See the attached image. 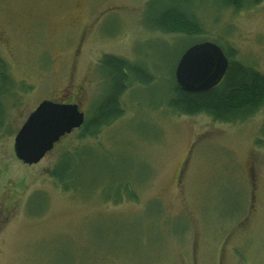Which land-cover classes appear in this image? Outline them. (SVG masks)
<instances>
[{
    "label": "rangeland",
    "instance_id": "rangeland-1",
    "mask_svg": "<svg viewBox=\"0 0 264 264\" xmlns=\"http://www.w3.org/2000/svg\"><path fill=\"white\" fill-rule=\"evenodd\" d=\"M147 1L0 0V55L15 84L0 126V264H264V106L235 122L166 107L187 47L144 25ZM217 4L194 0L204 31L194 40L234 48L264 73V0ZM104 53L155 79L134 81L124 113L95 136L73 129L37 163L15 157V133L42 99L91 115ZM66 151L82 184L69 191L51 176ZM126 182L135 199L104 198Z\"/></svg>",
    "mask_w": 264,
    "mask_h": 264
},
{
    "label": "trees",
    "instance_id": "trees-1",
    "mask_svg": "<svg viewBox=\"0 0 264 264\" xmlns=\"http://www.w3.org/2000/svg\"><path fill=\"white\" fill-rule=\"evenodd\" d=\"M216 1L218 7H232L234 10H241L260 3L262 0ZM144 11L143 22L146 27L173 34L175 37L173 42H182L186 44L185 47L198 42L199 40H194L195 36L204 33L202 24L195 14L194 0H148ZM213 41L222 48L228 58L229 66L222 81L209 91L187 92L176 83L173 72L170 89L162 101L165 102L166 107L177 113L190 115L203 112L211 119L220 122L245 119L246 116L257 112L264 106V73L234 59V48L226 50L221 43ZM96 69L101 76L102 92L93 105L91 115L85 116L81 126L75 128L79 130V139L95 136L103 126L111 124L124 113L119 99L134 81L145 85L155 79L153 73L146 67L113 54H102ZM14 85L11 74L8 72V64L0 55V126L5 120L3 99L10 96ZM262 127L264 129V120ZM81 148L82 146L73 151ZM70 153L68 151L62 153L58 163L51 169V176L58 181L63 190L67 191L78 185L82 187L81 183L74 180L76 167L67 164L63 159ZM84 171L88 172L87 167ZM92 181V186L88 187L95 186L96 180L92 179ZM115 189L112 191L109 187L106 193L102 192L104 198L111 195L115 202L123 196L135 199V191L128 182L116 185Z\"/></svg>",
    "mask_w": 264,
    "mask_h": 264
},
{
    "label": "water",
    "instance_id": "water-1",
    "mask_svg": "<svg viewBox=\"0 0 264 264\" xmlns=\"http://www.w3.org/2000/svg\"><path fill=\"white\" fill-rule=\"evenodd\" d=\"M174 69L176 83L187 92L201 93L216 87L228 69V58L213 40H200L181 52ZM15 133L12 150L28 164L37 163L61 136L79 128L85 113L77 103L42 99Z\"/></svg>",
    "mask_w": 264,
    "mask_h": 264
},
{
    "label": "flooded vegetation",
    "instance_id": "flooded-vegetation-1",
    "mask_svg": "<svg viewBox=\"0 0 264 264\" xmlns=\"http://www.w3.org/2000/svg\"><path fill=\"white\" fill-rule=\"evenodd\" d=\"M55 101H57V100H55ZM60 101V100H59ZM68 102V101H67Z\"/></svg>",
    "mask_w": 264,
    "mask_h": 264
}]
</instances>
